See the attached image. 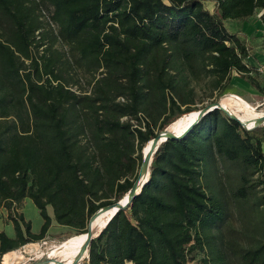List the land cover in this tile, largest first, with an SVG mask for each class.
<instances>
[{"label":"trees","instance_id":"obj_1","mask_svg":"<svg viewBox=\"0 0 264 264\" xmlns=\"http://www.w3.org/2000/svg\"><path fill=\"white\" fill-rule=\"evenodd\" d=\"M41 5L57 27L35 39ZM257 9L264 0H0V205L14 229L0 231V258L47 234L48 205L69 236L85 233L130 190L159 132L234 81L259 89L249 46L225 23ZM263 144L264 131L220 108L162 141L148 181L90 240L88 264H187L196 249L200 264H264V228H243L240 213L253 204L264 223ZM231 169L243 242L219 243ZM26 197L38 232L14 207Z\"/></svg>","mask_w":264,"mask_h":264},{"label":"rangeland","instance_id":"obj_2","mask_svg":"<svg viewBox=\"0 0 264 264\" xmlns=\"http://www.w3.org/2000/svg\"><path fill=\"white\" fill-rule=\"evenodd\" d=\"M204 5L209 10H212V4H207L206 2H204ZM263 13L264 11L262 9H257L255 13L246 20L225 21L227 27L231 31L237 32L240 38L249 46L250 50L253 51L252 54L256 55L263 54L264 52V23L262 22V18L264 16ZM252 73L259 84V89L249 86L246 82L239 83L238 81H234V83L229 88L232 92L224 93L218 101H221V99L229 96L230 94H235L245 98L252 105L257 106L258 109L264 110V72L258 70L256 72L253 71ZM207 102L208 100L205 99L203 102L197 103V106L201 108ZM254 129L264 131V124L258 125ZM145 146L142 149V157L144 150L147 149ZM229 174L230 178L229 180H227L225 189V194L227 192V215L222 226L219 229H214L213 232L215 233L217 241L219 243L225 241L228 242L230 240H235L242 243L243 240H241L239 232L241 230V227L243 226L241 222L238 221L236 208L232 202L230 191L237 184V176L233 169L230 170ZM14 207L17 212H23L25 219L30 221L31 231L38 232L43 220L33 201L30 198L26 197L20 203L15 204ZM47 210L52 218V222L47 234L41 239L29 241L20 245L19 247L13 249L15 252L13 250L8 251L7 253L9 255L7 257H5V254L7 253L1 256L0 264H31L39 258H42L36 256V251L43 250L51 243H58L70 237L67 231V227L60 225L55 221L53 208L48 205ZM241 211H243L240 212L243 218H249V221L247 219H244L245 227L243 228L251 229V225H254L257 228L258 226L259 228H264V223H262L261 220L262 211L258 207H254V205L251 204L246 207L244 206ZM0 231H4L9 236H14V229L12 222L8 217V210L3 205H0ZM95 231H98V229ZM205 253V250H192L190 253H188L187 264H200V260L205 255ZM6 259L9 260L8 263H5ZM79 264H88L87 257L83 256V258H81V260L79 261Z\"/></svg>","mask_w":264,"mask_h":264},{"label":"bare ground","instance_id":"obj_3","mask_svg":"<svg viewBox=\"0 0 264 264\" xmlns=\"http://www.w3.org/2000/svg\"><path fill=\"white\" fill-rule=\"evenodd\" d=\"M221 105L227 108L229 111L237 115L247 126L258 125L256 120L260 118V124H264V110L258 109L257 106L252 105L248 100L239 96L230 94L221 99ZM198 110L195 112H188L181 115L178 119L170 123L167 127L169 131H174L180 134L197 116ZM143 154L148 155L152 150V143L149 141ZM141 182H146L149 177V164H140ZM126 197V195H125ZM113 208L101 211L100 214L94 219L90 220L88 227L93 231L97 230L104 224L106 219L113 213ZM86 238V233L70 236L64 241L58 243H51L45 249L36 251L37 257H45L47 261L44 264H74L76 261L81 260L83 256L82 246ZM14 251V250H13ZM15 252V251H14ZM15 254V253H14ZM9 254H5L7 257ZM8 263L9 260H5Z\"/></svg>","mask_w":264,"mask_h":264},{"label":"water","instance_id":"obj_4","mask_svg":"<svg viewBox=\"0 0 264 264\" xmlns=\"http://www.w3.org/2000/svg\"><path fill=\"white\" fill-rule=\"evenodd\" d=\"M214 108H220L222 110H224L225 112H227V114L229 116H231L232 118H235L236 120H238L246 129H254L256 127V125H253V126H247V124L242 121L237 115H235L234 113L230 112L227 108H225L224 106L221 105V102L220 101H215L213 103H210V104H207L205 106H203L202 108L198 109V112H197V116L196 118L180 133V134H177L175 133L174 131H169L167 128H165L163 131L159 132L157 134L156 137H154L153 139H151V143H152V150L150 151V153L148 155H144L143 154V157H142V161L141 163H144V164H149V168H150V165H151V161H152V157H153V154L155 153L158 145L170 138V139H180L184 136H186V134L191 130V128L193 127V125L195 123H197L199 121V119L205 115L206 113H208L209 111H211L212 109ZM257 124L258 125H261L259 122H260V118H258L256 120ZM257 125V126H258ZM149 179V177H148ZM148 181V180H147ZM146 181V182H147ZM146 182H141V173H140V170H138V174H137V177L136 179L134 180V183L132 185V187L130 188V190L125 194V195L118 201L114 202V203H111V204H108V205H105L101 208H99L98 210H96L89 218L88 220V223L90 220L94 219L95 217H97L101 211H104V210H108L110 208H113V213L111 214V216H109L106 221L104 222V224L98 228V231H93L91 228L86 227L87 231L85 232L86 233V238H85V241L83 243V246H82V253L86 255V257H88V245H89V242L90 240L93 238V236H96L99 234V232L101 231L102 227H104L107 222L111 219V217L121 208H127L131 199L137 195L142 186L146 183ZM47 261V258L45 257H42V258H39L38 260L32 262L31 264H44L45 262ZM78 263V261H76L74 264Z\"/></svg>","mask_w":264,"mask_h":264},{"label":"built area","instance_id":"obj_5","mask_svg":"<svg viewBox=\"0 0 264 264\" xmlns=\"http://www.w3.org/2000/svg\"><path fill=\"white\" fill-rule=\"evenodd\" d=\"M47 8H48V10H47ZM39 13H40V19L42 20L43 25H42V27L40 29L36 30L35 39H39L40 38L41 32L44 29L50 28V29L56 31V27H57L56 23L51 18L52 7H44V6L41 5L40 8H39ZM43 46L44 45H41L39 48L42 49ZM71 89L76 91V92L79 91L76 86L71 87ZM233 95H235V94H233ZM120 99L123 100V98H120ZM126 118L127 117H123V119H126ZM140 119L141 120L143 119L141 115H140ZM129 120L133 124V126H137L139 128H141V127L144 128L143 127V121H142V123L140 125V123H138L137 119L130 118Z\"/></svg>","mask_w":264,"mask_h":264},{"label":"crops","instance_id":"obj_6","mask_svg":"<svg viewBox=\"0 0 264 264\" xmlns=\"http://www.w3.org/2000/svg\"><path fill=\"white\" fill-rule=\"evenodd\" d=\"M204 2H206L207 4L214 5L213 2H211V1H204ZM250 52H251L250 56H248L246 59L247 65L253 67V71L254 70H256V71L260 70V71L264 72V60H262V59H264V56H263L264 52H263V54H260V55L252 54L253 51H251V50H250ZM262 67H263V69H262ZM251 74H253V73H251ZM263 149H264V144H263Z\"/></svg>","mask_w":264,"mask_h":264}]
</instances>
